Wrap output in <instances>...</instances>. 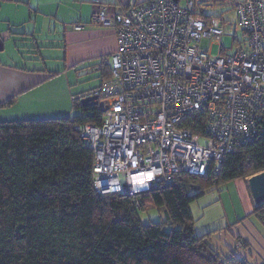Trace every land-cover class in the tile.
I'll return each mask as SVG.
<instances>
[{"label":"built area","instance_id":"built-area-1","mask_svg":"<svg viewBox=\"0 0 264 264\" xmlns=\"http://www.w3.org/2000/svg\"><path fill=\"white\" fill-rule=\"evenodd\" d=\"M234 8L245 38L217 56L206 44L221 39L227 20L197 13L193 0L94 10L91 21L117 37L115 51L93 66H107L106 78L81 96L96 94L105 106L99 124L77 126L93 150L96 193L127 192L140 210L155 184L205 174L212 163L218 172L227 154L264 132V0Z\"/></svg>","mask_w":264,"mask_h":264},{"label":"trees","instance_id":"trees-1","mask_svg":"<svg viewBox=\"0 0 264 264\" xmlns=\"http://www.w3.org/2000/svg\"><path fill=\"white\" fill-rule=\"evenodd\" d=\"M108 71H99L101 81ZM82 98H72L71 115L0 120V264H248L222 259L196 233L190 204L263 171L264 132L227 154L218 172L212 163L205 174L179 172L152 186L142 206L150 198L164 219L144 223L127 192L94 190L93 150L77 126L99 124L102 109ZM253 213L264 224V201Z\"/></svg>","mask_w":264,"mask_h":264},{"label":"crops","instance_id":"crops-1","mask_svg":"<svg viewBox=\"0 0 264 264\" xmlns=\"http://www.w3.org/2000/svg\"><path fill=\"white\" fill-rule=\"evenodd\" d=\"M141 1L0 0V120L73 114L72 98L95 88L76 89L82 66L93 69L117 48L115 30L91 21L94 10L101 3L119 10ZM256 204L248 177L208 189L190 204L195 231L206 234L222 259L264 264Z\"/></svg>","mask_w":264,"mask_h":264},{"label":"rangeland","instance_id":"rangeland-1","mask_svg":"<svg viewBox=\"0 0 264 264\" xmlns=\"http://www.w3.org/2000/svg\"><path fill=\"white\" fill-rule=\"evenodd\" d=\"M195 7L203 14H219L227 23L225 24V33L220 40H213L206 45L209 49L211 56H217L222 52L231 53L235 47L245 38L242 30L235 25L236 24V10L233 7L235 2L240 0H194ZM180 4H184L185 0H179ZM91 65V64H89ZM92 70V71H91ZM87 64L82 66L81 73L75 79L78 82L75 84L78 88H92L100 85L99 72L95 71ZM74 85V87H75ZM144 204L138 211L139 218L142 222H148L149 220L164 219L163 206H156L150 198H144ZM200 202V201H199ZM145 205V207H144ZM197 205L193 203L192 206ZM144 207V208H143ZM194 219V218H193ZM205 219V217H204Z\"/></svg>","mask_w":264,"mask_h":264},{"label":"water","instance_id":"water-1","mask_svg":"<svg viewBox=\"0 0 264 264\" xmlns=\"http://www.w3.org/2000/svg\"><path fill=\"white\" fill-rule=\"evenodd\" d=\"M96 99V94L88 95L82 98V103L85 104ZM100 105L102 109L105 107L102 103ZM248 183L255 202L260 203L264 201V170L250 175L248 177Z\"/></svg>","mask_w":264,"mask_h":264}]
</instances>
